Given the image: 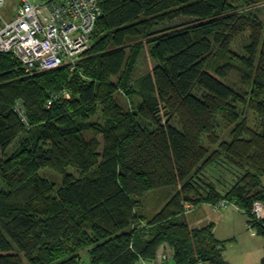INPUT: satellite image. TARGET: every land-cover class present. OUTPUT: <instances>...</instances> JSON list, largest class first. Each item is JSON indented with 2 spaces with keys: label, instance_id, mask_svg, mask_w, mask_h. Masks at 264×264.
Instances as JSON below:
<instances>
[{
  "label": "trees",
  "instance_id": "1",
  "mask_svg": "<svg viewBox=\"0 0 264 264\" xmlns=\"http://www.w3.org/2000/svg\"><path fill=\"white\" fill-rule=\"evenodd\" d=\"M261 7L264 0H103L74 71H27L0 54V151L18 140L0 158V264H82V251L88 264L155 263L166 245L174 264H229L213 224L186 222L190 205L201 204L236 205L264 246V219L253 213L264 205ZM179 18L189 21L158 28ZM246 34L240 56L232 46ZM146 47L157 65L141 102L126 109L117 95L141 97L131 83ZM231 61L249 92L228 80ZM240 106L257 116V129ZM217 121L233 127L229 141L216 135ZM219 158L243 171L228 190L201 178ZM42 169L62 175V186ZM164 189L175 192L164 208L140 215L144 195ZM220 202L227 206L216 211Z\"/></svg>",
  "mask_w": 264,
  "mask_h": 264
},
{
  "label": "built area",
  "instance_id": "2",
  "mask_svg": "<svg viewBox=\"0 0 264 264\" xmlns=\"http://www.w3.org/2000/svg\"><path fill=\"white\" fill-rule=\"evenodd\" d=\"M9 2L11 0H0V54L16 56L27 71H47L62 66L74 71L80 55L91 46V35L103 15V0ZM4 9L9 19L14 16L11 20L5 19ZM226 206L220 202L215 210ZM253 213L257 220L264 219L263 205L256 203ZM160 251L162 255L157 256V262L166 264L171 254L163 255V248Z\"/></svg>",
  "mask_w": 264,
  "mask_h": 264
},
{
  "label": "rangeland",
  "instance_id": "3",
  "mask_svg": "<svg viewBox=\"0 0 264 264\" xmlns=\"http://www.w3.org/2000/svg\"><path fill=\"white\" fill-rule=\"evenodd\" d=\"M11 3H15V0H11V2H9V4H11ZM2 12L4 13V17L7 20H11V18L14 17V16H11L10 19L8 18L9 15H8L7 9H4ZM256 12L264 21V7L257 9ZM188 21H189L188 19L179 18V20H174L172 22L160 24V26H158V28L166 29L168 27H175V26H178L179 24H183V23H186ZM248 45H249V35L246 34L245 36L235 40V42L232 46L233 47L232 50L234 53H237L240 56H246L247 55L246 49H247ZM81 57H82V54L78 58V61H80ZM231 62H232L231 66L234 70L232 71V74L228 80H230L231 83H233L235 85H237V84L240 85V87L242 88V90L244 92H249L250 88L248 87V85L243 80L245 77L244 71H241L240 69H238L239 65L237 64V62L236 63L234 61H231ZM225 63H227V60L220 58L219 64L224 65ZM156 65H157L156 61H154L150 56L149 48L146 47L145 51L142 53V55L138 61V64L136 65V68L134 70L133 80L131 83L134 91L138 95L141 94L140 95L141 97L134 96L132 99H127L125 96L117 95V98L123 107H125L126 109L129 108V106H130L129 102L133 106L136 107L138 105V103L141 102L142 92H143L142 88L144 87L142 84L143 79L148 76L149 72H151L152 69ZM239 110H240V113L242 114V116L246 118L247 124L249 126H251L252 128L257 129V126H258L257 123L259 122L257 116L252 111L247 110V108H245L244 106H240ZM92 120L93 121H100L99 117H95ZM216 125H217L216 135L219 137V139L221 141H229V139L231 137L230 133L233 130V127L227 126L220 121H217ZM87 136L90 137V134L87 133ZM17 143H18V140H17V142H15L13 144V146H11L6 151V154H3L0 151V158L6 159L7 156L10 155L13 152V150L17 147ZM206 144L207 143L205 142V145ZM211 149H212V151H214L216 149V147H212ZM66 172L68 174L79 176V173L74 168L73 169L68 168L66 170ZM39 174L43 177L48 178L51 182H54L57 189L62 186L64 177L62 175L58 174L57 172H55L54 170L42 169V170H40ZM242 174H243V171L241 169L232 165L230 162L228 163L226 161V159L221 158L217 164L208 167L205 170L204 174H201V178L204 181L203 185L205 187H206V184H210V185L217 187L218 189L228 190L231 188V186L234 183H236V181L238 180V178ZM198 181L201 182L200 180H198ZM0 186H2V184H0ZM174 193L175 192L173 190H170V189L153 190L151 192L146 193L144 195V197L142 198V203H141L142 208H140L138 210L139 214L144 215L149 220L154 218V215L157 214L158 212H160L164 208V205L174 196ZM232 206H233V204L229 205L230 208ZM188 207H189V205H188ZM263 207H264V205H263ZM231 209H233V208H231ZM192 210H193V207H192V205H190V209H188L187 213L191 212ZM216 213H220V212H216ZM248 233L250 235L256 234L255 231L252 229H248ZM259 241H262V238H260ZM239 243L233 241V243L227 242V244H226V248H227L226 249L227 250L226 255H227L228 259H230V258L232 259V260L230 259L232 261V264H243L245 259H249L250 261L253 262V264H258V260H259V258L257 257L258 249L257 248L252 249V247L247 242L245 243V246H244L243 241H239ZM246 247L248 248V250H251L254 253H251L250 255L243 254L244 249H246ZM161 248H163V250H164L163 255L171 254V257L169 258V260L167 261L166 264H174V261L172 260V250H170L167 245L162 246ZM80 253L82 254V257H83L82 264H84V263L88 264L89 260H90L89 255L86 254L85 251H82ZM159 254L162 255V251H160ZM226 255H225V257H226ZM157 260L158 259L156 258L155 263H146V264H158ZM255 261H256V263H254Z\"/></svg>",
  "mask_w": 264,
  "mask_h": 264
},
{
  "label": "crops",
  "instance_id": "4",
  "mask_svg": "<svg viewBox=\"0 0 264 264\" xmlns=\"http://www.w3.org/2000/svg\"><path fill=\"white\" fill-rule=\"evenodd\" d=\"M231 208L229 207L225 211L223 210V212L220 211V213H216L213 210L211 204H201L198 205V207L193 208L191 212L185 214L186 222L192 229L204 228L210 224H213L215 237H217V239L220 241H226L230 243H233V241L237 243H239V241H243L244 246L247 242L252 247V249H258V264H262L264 259L263 240L259 241L260 237L258 235H250L248 233V222L250 220L248 214L244 211H241L236 205H233ZM226 251L225 255L227 254ZM251 253L254 252L248 250L247 247L244 249L243 254L250 255ZM226 259L228 260L229 264H232L231 258V260L228 259V257ZM256 261L254 263H256ZM146 263L148 262H145V264ZM243 264H253V262L249 259H245Z\"/></svg>",
  "mask_w": 264,
  "mask_h": 264
}]
</instances>
